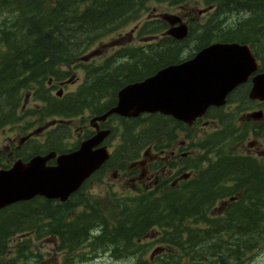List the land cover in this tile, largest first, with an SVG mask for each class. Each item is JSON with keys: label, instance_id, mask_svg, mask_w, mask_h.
<instances>
[{"label": "trees", "instance_id": "obj_1", "mask_svg": "<svg viewBox=\"0 0 264 264\" xmlns=\"http://www.w3.org/2000/svg\"><path fill=\"white\" fill-rule=\"evenodd\" d=\"M163 2L182 8L210 7L213 15L200 24L190 20L188 35L182 40L162 33L157 40L158 31L165 30L167 24L147 17L136 28L139 36L151 40L145 49H130L125 37H118L111 44L122 50L113 57L127 58L124 62L117 64L110 58L86 73L84 84L65 99L49 95L46 83L67 76L63 67L79 64L82 54L93 44L140 19L152 4ZM240 10L245 15L225 29L220 15ZM192 37L195 45L190 57L210 43L237 41L248 43L264 64V0H0V128L23 118L19 111L28 96L46 103L38 110L43 118L71 117L86 110L101 114L114 105L117 91L125 84L181 61L185 45ZM232 98L229 95L228 102ZM221 108L213 107L205 114L217 118L220 126L196 145L200 153L192 162L189 156L181 159L184 169L192 171L187 180L167 188L164 181L134 196L113 197L109 204L89 202L83 196L85 182L65 202L36 197L1 209L0 264L20 262L26 256L22 251L25 242L32 235L51 238L62 255L92 247L123 256L139 251V241L153 230L170 252L167 260L158 264H183L181 257L186 258V264H228L214 235L246 236L264 223V167L256 164L253 157L237 152L235 147L244 140L248 126H237L234 118L221 114ZM142 116L118 118L122 141L90 178L110 167L133 173L126 165L136 162L142 148L149 147L153 152L167 149L175 140L176 130L188 129L169 116ZM250 128L253 131L255 126ZM49 145H40L41 149H33L34 153L57 147L54 143ZM149 164L155 173L167 160ZM169 166L174 165L169 162ZM234 195L230 199L233 205L223 215L211 214L217 202ZM18 234L24 243L14 253L9 242ZM202 242L209 243L208 255L198 254ZM235 242L227 245L237 255L241 245Z\"/></svg>", "mask_w": 264, "mask_h": 264}, {"label": "rangeland", "instance_id": "obj_2", "mask_svg": "<svg viewBox=\"0 0 264 264\" xmlns=\"http://www.w3.org/2000/svg\"><path fill=\"white\" fill-rule=\"evenodd\" d=\"M203 8L204 7L202 6H197L194 8L191 7L182 8L180 6H172L164 2L152 4L151 10L145 12L140 19L136 21H132L116 29L112 35L110 36L108 35L107 37L102 38L100 42L93 44L90 49H88L86 52L82 54L81 61L79 64L63 67V71H66L68 75L62 77L61 80L50 79L49 82L46 83L48 89L50 90L49 95L55 99H58L59 97L56 96V91L60 87H62L63 89L62 99H65L66 96L69 95L70 93L76 92L79 89V87L82 84H84V81L86 79V73L93 72L96 69V67L104 65L107 60H109L114 55H116L118 51L122 50V48L119 49L117 48L119 47L117 44H111V41L117 39L118 37L124 36L126 41H128L127 47H130V49L139 48V47L145 49V47L147 46V44L150 43L149 41L151 40L150 38L139 36L138 32L136 31V28L138 26H141L147 17L158 20L160 19L159 13H168V14L171 13L182 16V18L187 23L190 20H194V22H198L200 24L204 22L207 18L212 17L213 15L212 9L209 12L200 14L199 11L200 9ZM152 9L156 10V12H151ZM245 13L246 12L243 10L232 11L220 15V19L221 22L225 23L224 26L227 27L228 26L227 24L234 25L235 23H237L238 20L245 15ZM163 31L162 30L158 31L157 40H159V38L161 37L160 34ZM194 45L195 42L192 37L185 45V49L183 50L180 57L181 60L190 57V53L194 51L193 50ZM124 48H126V46ZM126 59L127 58L116 57L112 61L119 64L117 61L124 62ZM62 81L65 82L64 85H61ZM247 89L248 88L245 87H240L239 89H237L232 94L233 98L230 100V102L227 103L225 107H223V109H221V114L234 118V120H236L237 126L240 127L248 126V131L246 133L244 140L241 143L237 144L235 147L238 153L244 155H246L247 153H252L251 142L254 140V135L252 128L250 127L255 124L251 123V121H247L242 117L247 112L253 110H259L260 108H262L261 105L259 107L257 106L258 104H255L248 100ZM24 103H25L24 106H26L27 111H31L34 113L38 112L39 110L38 108L42 106V103L40 101L35 100V98L33 97H29ZM262 106H263L262 109H264V105ZM214 113L218 114V111H214ZM19 115H20V111H19ZM77 116H79V118H77L79 120L84 119V125H88L89 119L91 116H93V114L90 111L86 110L78 114ZM23 118H25V120L28 119V118L26 119V117ZM23 118L20 121H22ZM46 119H49L50 122L52 123L55 122V118L47 117ZM107 124L113 126L112 128L115 129L114 134L109 138L107 142L109 150L113 151L118 147V145L122 141L120 134L119 119L110 118L108 119ZM12 126H13L12 124H8L0 129V156L4 158L7 156V153L5 151V143H7L9 136L11 138L15 136L14 135L15 133L9 129ZM77 126H78V120L71 121V125L70 124L69 125L62 124L61 126L53 125L47 132V138H49V140L46 142V145L50 144L49 146H52L53 143L59 144L57 141H53L54 137H58L57 139L62 140L61 144L64 147H69V146L73 147L75 145L74 143L78 142L77 138H79V131ZM219 126H220L219 120H217V118H211V116L209 115L208 117L205 116L200 118L191 127H187L188 129L184 128L183 130V128H181L176 130L175 140L173 141L172 146L165 149L167 153L166 156L163 158L164 160L167 159L166 165L167 168L170 170V172L173 173L177 169H181L180 170L181 174L183 173L190 174L191 170H186L181 165V159H182L180 157L181 153L187 152L189 155L188 159H191L192 162L194 156L200 153L196 145L207 135L214 133L219 128ZM33 140L30 143V149L40 150L41 148L39 147L40 146L39 143L41 142H38L37 141L38 139L34 141ZM39 140L42 141L43 137L40 136ZM181 142H184L185 145L183 146V149H180L178 151V154H180V156H178V154L177 156L174 157L169 155L168 153H170V151L173 150V148H175V146ZM148 149L149 147L146 149L142 148L140 150L137 160L142 161L143 159L144 160L147 159L148 162L146 165L139 164L136 174L133 175V177L132 175H128L124 173L120 168L110 167L108 169H103V171L99 172L95 177L89 178L86 181L83 189V196L88 198L89 202L92 203L93 201L94 202L99 201L102 204H109L111 203V201H113L112 200L113 197L134 196L135 193H137L140 190H143L145 188V185H147L150 181L148 178L149 171L151 174H154L151 165L149 163L153 160V157L157 155L156 152H152L151 150L149 155L148 154L146 156L143 155L144 152L147 151ZM169 162L174 164L172 171L168 164ZM262 163L264 164V162ZM141 172H144L145 176L140 178L139 175L141 174ZM155 173L158 176L157 178L155 177L156 179H158V182H160L161 180L162 182L166 181L167 186H165V188L173 185L172 183L174 180L169 176L171 175L170 173L168 174L167 177L164 176V173L161 172V169H158V171ZM147 187L149 188L151 186L149 185ZM232 197L235 198L236 196L234 195ZM230 198L225 197L221 201L217 202L214 208L211 210V214L214 215L218 212L220 213V215H223L226 209L233 205V203L230 202ZM81 207L82 206L80 205L77 208H81ZM186 223L187 222H185L184 224ZM191 226L205 227L206 225L201 223L198 224L191 223ZM261 226L262 227L259 226L260 231L258 230V228H256L252 234L246 236L239 234H236L237 235L236 236L231 234V237H229L226 233H223L217 238V235H214V240L218 244H221L222 255L226 256L227 263L264 264V236H263L264 223H261ZM260 228L263 229L261 230ZM233 230H237V227H233ZM255 236H257L256 237L257 239H255ZM21 237L22 236L19 234L12 237V240L9 242L10 251L16 253L17 246L20 243H24L23 241H21ZM234 241H237V243L241 245V248L238 251L239 253L238 256L233 255L232 254L233 247L227 245L229 242L234 243ZM25 243L27 245L23 247L22 251H25L24 254L26 256H23V258L21 257L20 262H17V264H158L164 259L167 260L166 255L170 254V252L166 250L168 248V245L161 242L156 230L151 231V233L148 234L146 239L139 241L140 243L139 251L135 250L123 256L113 255L110 252L96 250L95 248L93 249L92 247H84V248L81 247L78 249V251H74L72 253L65 252V255H62V252H59L57 250V244L55 243V241H52L51 238L38 237L36 235L30 236V239L27 240ZM207 245H209V243H202L198 248V254L208 255L209 251H207ZM159 247H163L165 252L163 251V253L155 256L154 259L151 260L150 254L156 248ZM223 249L224 250L226 249L227 252L223 253L225 252ZM179 251H180L179 249H176V252ZM206 258L208 259L209 257ZM181 259L183 261L182 263L186 264L185 263L186 258L181 257Z\"/></svg>", "mask_w": 264, "mask_h": 264}, {"label": "water", "instance_id": "obj_3", "mask_svg": "<svg viewBox=\"0 0 264 264\" xmlns=\"http://www.w3.org/2000/svg\"><path fill=\"white\" fill-rule=\"evenodd\" d=\"M169 24L165 35L182 40L188 25L176 14H161ZM259 68L250 46L239 42H214L198 50L193 57L166 65L155 73L124 85L117 91V102L106 112L90 120L95 133L84 139L78 148L56 154L35 155L27 161L16 160L10 168H0V210L17 202L43 197L65 202L109 158L102 142L109 129L98 123L110 115L137 117L143 113L172 116L185 124L202 117L208 108L223 106L227 96L246 82ZM248 97L264 100V72L251 78ZM58 95L62 90H58ZM262 110L248 113L247 118L260 120ZM55 158V164L48 161ZM156 248L151 257L159 253Z\"/></svg>", "mask_w": 264, "mask_h": 264}, {"label": "flooded vegetation", "instance_id": "obj_4", "mask_svg": "<svg viewBox=\"0 0 264 264\" xmlns=\"http://www.w3.org/2000/svg\"><path fill=\"white\" fill-rule=\"evenodd\" d=\"M114 58H116V57H112V60ZM117 62H121V61H117ZM257 62L259 65L258 70L256 72L252 73L250 75L249 79L244 84L236 87L233 92H235L240 87H245V88H248L247 89V95H248V92L252 86L251 78L254 77L255 75H258V74L264 72V64L262 63V61L257 59ZM233 92H231V93H233ZM251 102L258 104L257 106H259V107L261 105V107L263 108L262 105H264V100H252ZM262 108H260V109L264 112V109H262ZM210 109H213V107ZM221 109H223V107ZM25 110H27V108H26V106H23L21 111H20V116L26 117V119L27 118L28 119L25 120V118H23L22 121H20L21 120L20 119L19 121L12 123L13 126L11 128H9L12 132L15 133L14 134L15 136L13 138H11L9 136L7 143H5V151L7 153V156L5 158L0 156V168H9L18 159H21L23 161H27L34 155L45 154L47 151L34 153V150L30 149V143L32 142L33 139L34 140L38 139L37 141L41 142L39 144L46 147V142L49 140V138H47V132L49 131V129L53 125L54 126H57V125L61 126L62 124H65V125L70 124L71 125V121L78 120V126L77 127H78V131H79V138H77L78 142L74 143L75 145L73 147H70V146L64 147L61 144L62 140L57 139L58 137L53 138V141H57L59 144L57 145L56 148L49 149V150L56 151L57 155H59L61 153L68 152V150L76 149L80 145L81 141L89 138L95 130L94 127L90 126V124L84 125V119L83 120L77 119V118H79V116H76V117L74 116V117H70V118H55V122L52 123V122H50L49 119L43 118L42 115H40L41 113H37V112L34 113L31 111H25ZM247 113H245L242 118L249 121L248 118L246 117ZM251 123L255 124L254 125L255 128L253 129L254 140L251 142L252 153H247L246 155L249 154L248 156L253 157L254 162L256 164L262 165L264 167V164L262 163V162H264V116L262 117L261 120H256L255 122L251 121ZM98 126L101 129L111 128V130L113 127V126H110L109 124H107V122H99ZM40 136L43 137L42 141L39 140ZM108 140L109 139L106 138V140L103 143V144H106L107 148H108V144H107ZM184 145H185L184 142L177 144L175 146V148H173V150H171L170 153H168V154L173 156V157L177 156L178 151L180 149H183ZM145 153H146L145 156L147 154L149 155L150 151H147ZM156 153H157V155H155L153 157L152 161L160 162V161L164 160L163 158L166 156L167 151L164 149V150L158 151ZM178 156H180V154H178ZM188 156L189 155L187 152H182L180 157L185 158ZM146 160L142 161L143 164H141L140 162L139 163L137 162L134 164H132V163L128 164L127 169L132 170L133 173H130L129 171H123V172L128 174V175H132V177H133V175L136 174V171L138 169L139 164L140 165H146L147 164L148 160L147 161ZM165 160H167V159H165ZM48 163L54 164L55 158L50 160ZM170 168L172 171L173 167L170 166ZM105 169H108V168H105ZM159 169H161L162 173L165 172L167 174L170 173L171 175H173L172 177H174V179L171 177L174 180L172 183L173 185L178 184V182H182L183 180L189 179V177L191 176V173H192V171H191L190 174L189 173L181 174L180 173L181 169H177L176 171H174L175 173L174 172L171 173L170 170L167 168V165H163ZM157 171L158 170H156L155 172H157ZM154 174H151L149 171L148 178L150 181H149V184L145 185V189H147L148 188L147 186H149V185L153 186V185H159V184L163 183L162 180L160 182H158V179H156L158 176L156 175V173H154ZM171 175H169V176H171ZM144 176H145L144 172H141V174L139 175L140 178L144 177ZM149 188H151V187H149Z\"/></svg>", "mask_w": 264, "mask_h": 264}, {"label": "bare ground", "instance_id": "obj_5", "mask_svg": "<svg viewBox=\"0 0 264 264\" xmlns=\"http://www.w3.org/2000/svg\"><path fill=\"white\" fill-rule=\"evenodd\" d=\"M105 14V13H104ZM229 26V25H228ZM226 26H224V28H225ZM228 28V27H227ZM226 29V28H225ZM224 29V30H225ZM229 29V28H228ZM216 31H218V30H216ZM215 31V32H216ZM220 31H222L221 29H220ZM220 31H219V33H220ZM226 31V30H225ZM228 31V30H227ZM217 33V32H216ZM221 33H223V32H221ZM231 34V33H230ZM232 34H234V33H232ZM229 36H231V35H229ZM130 61V60H129ZM127 63V62H126ZM129 64V63H128ZM233 177V176H232ZM238 180V179H237ZM238 182V181H237ZM191 200V199H190ZM187 201V200H186ZM185 202V201H184ZM262 205V204H261ZM260 207V206H259ZM191 207H189V209H190ZM184 209V208H183ZM187 209V208H186ZM194 208H192V210H193ZM191 210V211H192ZM169 211V210H168ZM189 212H191L190 210H188ZM167 212V211H166ZM158 213V212H157ZM172 213H174V212H172ZM202 213V212H201ZM197 216V215H196ZM199 216V215H198ZM26 216H24V218H25ZM27 218V217H26ZM31 219V218H30ZM24 220V219H23ZM235 223V222H234ZM255 223V222H254ZM259 223V222H258ZM239 224H241V223H239ZM16 225V224H15ZM20 225V224H19ZM227 226V225H226ZM263 226V225H262ZM261 225H260V227H262ZM224 227V226H223ZM257 227H258V225H257ZM218 228V227H217ZM261 229V228H260ZM263 229V228H262ZM261 229V230H262ZM258 230H259V227H258ZM260 231V230H259ZM262 234V233H261ZM229 235V234H228ZM259 235V234H258ZM237 236V235H236ZM260 236V235H259ZM262 236V235H261ZM264 236V235H263ZM262 236V237H263ZM257 236H255V239H257L256 238ZM212 240V239H211ZM259 241V240H258ZM207 242H210V240L209 241H207ZM237 242V241H236ZM235 242V243H236ZM260 242V241H259ZM203 243V242H202ZM206 243V242H205ZM239 244V243H238ZM255 244H256V242H255ZM254 247V246H253ZM252 248V247H251ZM256 249V248H255ZM224 250V249H223ZM225 252H223V253H226L227 251H226V249L224 250ZM251 251V250H250ZM236 254V253H235ZM229 255H232V254H229ZM234 255V254H233ZM238 255V254H237ZM225 256V255H224ZM241 256V255H240ZM234 258V257H233ZM236 259V258H235ZM235 259H234V261H235ZM238 259V258H237ZM227 260V259H226ZM225 261V260H224ZM223 262V261H222ZM229 262V261H228ZM223 263H225V262H223ZM227 263V262H226ZM229 264V263H228Z\"/></svg>", "mask_w": 264, "mask_h": 264}]
</instances>
